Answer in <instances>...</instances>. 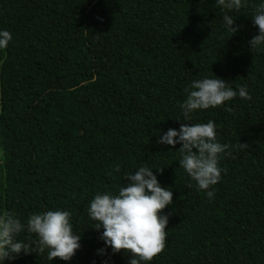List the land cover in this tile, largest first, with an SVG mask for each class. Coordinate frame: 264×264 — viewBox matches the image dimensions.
I'll return each instance as SVG.
<instances>
[{"label":"trees","instance_id":"obj_1","mask_svg":"<svg viewBox=\"0 0 264 264\" xmlns=\"http://www.w3.org/2000/svg\"><path fill=\"white\" fill-rule=\"evenodd\" d=\"M245 2L232 34L216 0H0V30L12 34L0 50V212L26 223L68 210L81 236L69 261L45 250L4 264H129L87 209L140 166L173 192L165 249L146 264H264V45L249 46L264 0ZM215 75L235 90L247 85L252 99L191 113L190 123L214 121L217 141L231 146L209 199L179 166L181 144L157 141L186 123L185 88Z\"/></svg>","mask_w":264,"mask_h":264},{"label":"clouds","instance_id":"obj_2","mask_svg":"<svg viewBox=\"0 0 264 264\" xmlns=\"http://www.w3.org/2000/svg\"><path fill=\"white\" fill-rule=\"evenodd\" d=\"M216 4L223 12L224 25L232 34L237 32L239 25L234 26L232 13L247 7L245 0H216ZM251 17L253 24L258 26V33L249 41L252 51L264 45V2L255 7ZM11 40L12 34L8 30H0V50L6 49ZM185 92L186 99L180 104L184 118L179 120L186 123H181L178 130L168 129L157 143L171 145L173 149L181 144L179 166L195 182L197 189L206 191L208 198L212 199L213 186L221 180L223 171L219 166L220 154L231 146L217 141L214 121L190 123L191 113L220 106L237 95L247 100L252 97L247 85L235 90L216 75L193 80ZM227 110L231 111L230 108ZM238 147L247 149L249 145L239 143ZM152 169L140 166L133 173L126 174L122 179L128 183L121 185L117 194L98 192L87 209L93 221L92 228L103 229L100 239L113 253L123 250L130 254L129 264H146L166 246L168 215L162 212L173 203V192L161 186ZM156 169L162 171V168ZM115 171L120 172V165H116ZM71 218L70 211L56 209L32 213L26 223H22L15 212H0V264L21 252L43 254L45 250L50 261L55 258L71 260L81 247V236L73 232ZM25 230L35 234L37 239L31 243L19 240L18 236ZM98 251L103 253L104 249Z\"/></svg>","mask_w":264,"mask_h":264},{"label":"rangeland","instance_id":"obj_3","mask_svg":"<svg viewBox=\"0 0 264 264\" xmlns=\"http://www.w3.org/2000/svg\"><path fill=\"white\" fill-rule=\"evenodd\" d=\"M0 109H1V108H0ZM3 163H4V156H3V152H2V150H1V148H0V164L3 165ZM2 264H4V261L2 262Z\"/></svg>","mask_w":264,"mask_h":264}]
</instances>
